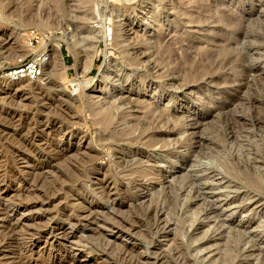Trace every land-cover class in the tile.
Masks as SVG:
<instances>
[{
  "label": "rangeland",
  "instance_id": "rangeland-1",
  "mask_svg": "<svg viewBox=\"0 0 264 264\" xmlns=\"http://www.w3.org/2000/svg\"><path fill=\"white\" fill-rule=\"evenodd\" d=\"M0 264H264V0H0Z\"/></svg>",
  "mask_w": 264,
  "mask_h": 264
},
{
  "label": "bare ground",
  "instance_id": "bare-ground-1",
  "mask_svg": "<svg viewBox=\"0 0 264 264\" xmlns=\"http://www.w3.org/2000/svg\"><path fill=\"white\" fill-rule=\"evenodd\" d=\"M177 7V6H176ZM176 10V9H175ZM34 13V12H33ZM41 21V20H40ZM43 21V20H42ZM113 26H114V24H113ZM119 27V26H118ZM118 27L117 26H114V27H109L108 28V33H113V32H115V33H117L118 32ZM114 28V29H113ZM107 32H106V34L105 35H107L108 34ZM72 34V33H71ZM68 36V35H67ZM67 36H65V37H67ZM140 38V37H139ZM83 40V39H82ZM82 40H79V41H77V39L75 38V36L74 35H70L69 34V36L67 37V41H68V43H69V45H70V47H71V49L73 50V49H75L78 45H79V43H80V41L82 42ZM229 41V40H228ZM83 44V43H82ZM82 44H80V45H82ZM54 48H56L55 50H56V52H59V48H60V44H54ZM82 46H85V43L82 45ZM86 47H87V45H86ZM97 45H95L94 46V50H93V48L89 51V53L87 54V57L85 56V61H84V64H83V69L81 70V71H79V75H84L86 72H88L89 70H90V68H91V66L93 65V60H94V58H95V55H96V52H97ZM228 47V46H227ZM53 48V49H54ZM78 48V47H77ZM136 48L137 47H132L131 49H133V50H136ZM139 48V47H138ZM78 49H80V48H78ZM52 50V49H51ZM132 50V51H133ZM76 51H77V49H76ZM81 51V50H80ZM83 51V50H82ZM134 52V51H133ZM136 52V51H135ZM77 53V52H76ZM82 53V52H81ZM84 53V52H83ZM79 54V53H78ZM77 54V55H78ZM51 55V54H50ZM74 55H75V53H74ZM44 56H45V54H44ZM82 56V55H81ZM235 56V55H234ZM50 58H51V56H49L48 55V57H46L45 56V58H43L42 59V61H41V67L43 68V73L44 72H46V71H53L54 70V65H53V63H52V61L50 60ZM214 58V57H213ZM134 60V59H133ZM80 61V60H79ZM78 62V61H77ZM81 62V61H80ZM220 62V61H219ZM232 63H233V61H232ZM82 65V64H81ZM62 66V65H61ZM62 67H64V66H62ZM61 67V68H62ZM208 68V67H207ZM60 69V68H59ZM42 73V72H41ZM48 73V72H47ZM16 77H18V78H16ZM6 78V77H5ZM7 78H11L12 80H17V82L18 81H23V79L24 78H22L19 74H18V72H12V73H10V74H8L7 75ZM15 83V82H14ZM80 97V96H79ZM130 98V97H129ZM77 99V98H76ZM77 100H80V99H77ZM83 100V99H82ZM96 100V99H95ZM125 99H123L122 101H124ZM132 100V99H131ZM135 101V100H134ZM134 101H133V103H134ZM142 101V100H141ZM126 102L127 101H125L124 103L126 104ZM130 101H128V103H129ZM118 104V103H117ZM90 105H91V103H90ZM111 105V104H110ZM116 104H112L111 106H108V107H106V108H104V109H96V111L97 110H99V111H97L95 114L99 117V119H98V121L100 120L102 123H103V126L105 125L106 127H108V126H110V125H114L119 119L121 120V119H123L122 117V115H120V114H118L119 116H121V117H115V116H117V115H115V109L117 108V106H115ZM94 106V105H93ZM103 107V106H102ZM133 109V108H132ZM94 112V111H93ZM162 112H163V110H162ZM122 113V112H121ZM97 116H96V118H97ZM146 118H144V121L142 120V122H141V124L139 125V127H140V130H141V132L139 133L141 136H143V137H145L146 138V136L147 135H149V134H151V133H149V134H146V130L147 129H150V128H154V126H156V124H159L160 122H162L163 121V119L166 117V116H163L162 115V113L160 114V113H158L157 115H155V113H150V115H148V116H145ZM167 119V118H166ZM119 120V121H120ZM141 121V120H140ZM167 121V120H166ZM177 121V120H176ZM95 122V121H94ZM96 123V122H95ZM100 123V122H99ZM98 123V124H99ZM101 123V124H102ZM140 123V122H139ZM138 123V124H139ZM138 124H136L135 125V127H137L138 128ZM155 124V125H154ZM121 125V124H120ZM154 125V126H153ZM115 126H117V123H116V125ZM114 126V127H115ZM119 126V125H118ZM105 127V128H106ZM120 127V126H119ZM136 128V129H137ZM102 129H104V128H102ZM115 129V128H114ZM127 129V128H126ZM125 129V130H126ZM155 129V128H154ZM153 129V130H154ZM110 130V129H109ZM128 130V129H127ZM130 130V129H129ZM138 130H139V128H138ZM151 131H152V129H150ZM149 130V131H150ZM131 131V130H130ZM148 131V130H147ZM113 132H115V130L113 131ZM126 132V131H125ZM133 132V131H132ZM126 133H128V132H126ZM114 134H116V133H114ZM113 134V135H114ZM128 134H131V132H129ZM110 135H112L111 133H110ZM127 135V134H126ZM125 135V136H126ZM156 135V134H155ZM154 135V136H155ZM124 136V135H123ZM122 136V137H123ZM124 136V137H125ZM128 136V135H127ZM130 136V135H129ZM151 136H153V135H151ZM114 137V136H113ZM113 137H112V141H114V139H113ZM116 137V136H115ZM132 137V136H131ZM135 137V136H134ZM132 138V139H135V138ZM157 137V136H156ZM117 138V137H116ZM115 138V140L117 141L118 139H116ZM140 138V137H139ZM144 138V139H145ZM149 138H150V136H149ZM149 138H148V140H149ZM110 139V138H109ZM122 139H124V138H122ZM138 139V138H137ZM136 139V140H137ZM157 139V138H156ZM156 139H155V137H153L152 138V142H156ZM127 140L129 141V139L127 138ZM126 140V141H127ZM141 140H143V139H141ZM109 141V140H108ZM121 141H123V140H121L120 139V142ZM135 141V140H134ZM119 142V141H118ZM119 142V143H120ZM123 142H125V140L123 141ZM139 142H141V141H139ZM146 142H148V141H146ZM152 142H149L150 143V145H151V143ZM21 143V142H20ZM129 143H130V141H129ZM131 143H133V140H132V142ZM137 143H138V141H137ZM142 143V142H141ZM143 143H144V140H143ZM148 143V144H149ZM146 144V143H145ZM154 144V143H153ZM137 145V144H136ZM149 145V146H150ZM122 146H123V144H122ZM126 146V145H125ZM153 146V145H152ZM127 147V146H126ZM147 147H148V145H147ZM125 148V147H124ZM141 149H142V147H141ZM18 151V150H17ZM144 152V151H143ZM59 154V153H58ZM90 156V155H89ZM92 156H93V154H92ZM134 156V155H133ZM132 156V157H133ZM135 156H136V154H135ZM134 156V157H135ZM146 156V155H145ZM90 158H91V156H90ZM122 158V157H121ZM128 158V157H127ZM136 158V157H135ZM135 158H133V159H135ZM140 157H138V158H136L135 160H138ZM147 158V157H146ZM58 159V158H57ZM123 159V161H124V158H122ZM150 159V158H149ZM126 160H128V159H126ZM134 160V161H135ZM143 160V159H142ZM41 168V167H40ZM35 174V173H34ZM57 175V174H56ZM249 177V176H248ZM254 180H256V182L254 183V184H256L257 183V180L258 179H254ZM252 182V181H251ZM259 183V182H258ZM258 185V184H257ZM141 186V185H140ZM259 186H261L260 184H259ZM58 187V186H57ZM259 188H261V187H259ZM170 199V198H169ZM173 199H171V201H172ZM170 201V202H171ZM152 203V202H151ZM150 206V205H149ZM155 209H157V208H155ZM157 214V213H156ZM175 235V234H174ZM176 236V235H175ZM173 238H175V237H173Z\"/></svg>",
  "mask_w": 264,
  "mask_h": 264
},
{
  "label": "built area",
  "instance_id": "built-area-1",
  "mask_svg": "<svg viewBox=\"0 0 264 264\" xmlns=\"http://www.w3.org/2000/svg\"><path fill=\"white\" fill-rule=\"evenodd\" d=\"M43 58H45V56L44 54H41L37 59L30 63H24L21 59L19 63L9 71V74L12 72H18L22 78L36 79L42 74L41 72H43V68L41 67V61Z\"/></svg>",
  "mask_w": 264,
  "mask_h": 264
}]
</instances>
